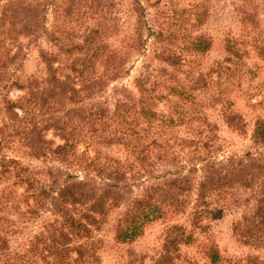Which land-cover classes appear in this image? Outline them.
Here are the masks:
<instances>
[{
  "label": "trees",
  "instance_id": "1",
  "mask_svg": "<svg viewBox=\"0 0 264 264\" xmlns=\"http://www.w3.org/2000/svg\"><path fill=\"white\" fill-rule=\"evenodd\" d=\"M236 1L233 10L249 41L225 37L223 58L202 69L211 40L199 30L212 0H0V264H98L92 234L122 203L112 228L116 244H130L152 223H164L149 264H196L182 253L194 243L203 264H264L254 255L225 257L197 238L241 190L251 206L231 234L242 246L264 248V119L252 123L249 151L215 162L222 146L206 114L218 107L226 128L245 134L230 96L242 77L255 74L245 63L249 50L264 61V0ZM39 38L49 45L38 50L42 77L10 75L23 58L21 41ZM137 58L142 70L131 88L112 87V101L105 102L108 86ZM11 90L18 92L13 98ZM115 146L125 157L105 153ZM20 156L66 171L47 166L36 177ZM159 166L167 171L152 182ZM143 177L149 183L126 199L129 182ZM5 212L19 222L41 212L49 217L13 250L14 222ZM181 216L184 223L177 222ZM127 257L135 264L142 258L130 251Z\"/></svg>",
  "mask_w": 264,
  "mask_h": 264
},
{
  "label": "rangeland",
  "instance_id": "2",
  "mask_svg": "<svg viewBox=\"0 0 264 264\" xmlns=\"http://www.w3.org/2000/svg\"><path fill=\"white\" fill-rule=\"evenodd\" d=\"M237 4L236 0H212L207 18L204 24L200 28V32L206 35L211 40V48L207 53L203 55L200 59L202 69L208 67L212 62L219 61L223 58V51L221 48L222 41L225 37H233L237 40L249 41V39L242 35L237 17L233 8ZM50 19L46 21L47 26L49 25ZM262 27L264 28V17L261 19ZM262 39L264 33L260 36ZM23 58L15 67L13 66L9 70L10 75H15L18 78L34 77L41 78L44 73L43 64L38 59V50L43 48L47 50L49 45L43 38L37 39L35 42H29L28 40L21 41ZM248 47V46H246ZM249 48V47H248ZM251 49V48H250ZM248 58H245V63L249 66H255L256 69L253 71L255 74L251 76V79H247V76L242 77V82L239 87H232L235 93L231 94L230 98L233 101V109H235L243 118L246 125L245 134L238 135L226 128L222 120L220 119L218 107L209 108L206 110V114L216 127V135L218 137L219 143L221 144V151H218L213 160L215 162H222L229 156L239 157L245 152L249 151L250 145L248 141L249 133L252 127V123L255 118L261 117L264 119V107L258 105L257 101H264V61L255 58L254 53L249 50ZM143 59L137 58L133 60L132 64H129L127 74L121 79L110 84L104 93L102 99L105 102L112 101L111 89L112 87H126L131 88V80L138 75L142 70ZM154 65V63L152 62ZM12 77V76H11ZM243 90L248 91V93H242ZM249 93H252L250 99H248ZM18 94L17 91H9L8 97L13 98ZM57 142L56 139H54ZM106 154L116 157H125L124 151L121 147L115 146L104 150ZM9 157L15 156L13 153H6ZM20 162L27 166L36 174V177H42L44 167H54L63 172L65 169L55 164L51 161L44 162L43 160L30 159L26 156H20ZM66 171V170H65ZM167 171V167L159 166L154 172V176L157 179L151 181L161 180ZM69 173L75 175L80 179L83 175L80 171L69 169ZM67 172V173H68ZM146 178L136 179L129 182V194L125 197L130 199L137 195L140 190L146 185ZM234 193V192H231ZM248 196L247 191H237L235 195H232L231 200L236 202L232 203L221 215V217L210 220L207 224V229L204 235H198V240L203 243L211 242L213 243L218 251L225 257H243L245 255H254L261 261H264V248H250L245 247L237 243L232 234L231 227L232 224L239 220L243 215L248 214L250 210L251 203L243 202L244 197ZM213 205V204H212ZM125 205L120 204L117 209L111 210L105 218V221L99 231L93 233L92 235L98 241L96 244V255L98 256V264H135V262L130 263L128 261L127 252H131L136 256L142 257L139 261L140 264H149L150 260L154 257L161 239V233L164 228L163 222H155L146 227L143 234L136 240L127 245L116 244L113 241L112 228L115 224V220L118 215L124 211ZM8 219L12 220L14 223L15 233L9 237V245L13 250H19L26 243L27 239L34 234L38 228L41 221L49 217L48 213L41 212L31 221L21 220L17 221L14 213L5 212ZM23 222V223H22ZM177 222L184 223V217H179ZM182 253L187 257L194 260L196 264H203V258L199 252L196 243L189 247H182ZM37 264V263H36Z\"/></svg>",
  "mask_w": 264,
  "mask_h": 264
}]
</instances>
